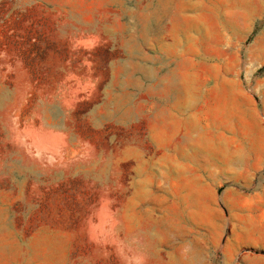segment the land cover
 <instances>
[{"label":"rangeland","instance_id":"374dc122","mask_svg":"<svg viewBox=\"0 0 264 264\" xmlns=\"http://www.w3.org/2000/svg\"><path fill=\"white\" fill-rule=\"evenodd\" d=\"M179 53L243 87L242 184L158 167L149 108ZM263 191L264 0H0V264H264L235 239Z\"/></svg>","mask_w":264,"mask_h":264},{"label":"crops","instance_id":"0c3cea01","mask_svg":"<svg viewBox=\"0 0 264 264\" xmlns=\"http://www.w3.org/2000/svg\"><path fill=\"white\" fill-rule=\"evenodd\" d=\"M194 62L190 53L166 54L158 62L157 101L149 108L157 119V127L150 121L149 134L158 136V167L163 175L166 169L180 167L190 177L195 175L193 169L203 166L213 183L242 184L245 145L230 144V135L246 134L247 107L232 99L243 87L224 66L222 74L210 77L212 84L208 85ZM223 202L240 219V205L231 203L229 194L223 196ZM244 206L243 232L236 230L235 239L264 248V191Z\"/></svg>","mask_w":264,"mask_h":264}]
</instances>
